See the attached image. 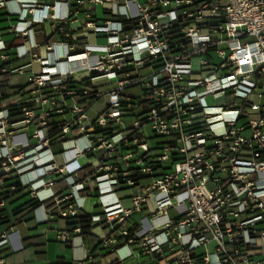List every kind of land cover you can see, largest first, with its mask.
<instances>
[{"label": "built area", "instance_id": "1", "mask_svg": "<svg viewBox=\"0 0 264 264\" xmlns=\"http://www.w3.org/2000/svg\"><path fill=\"white\" fill-rule=\"evenodd\" d=\"M14 1L30 15L17 33L41 25L61 40L17 48L41 69L19 116L0 111V184L27 191L61 242L83 234L56 221L96 194L91 229L106 233L92 249L81 242L80 264L122 247L134 264H264V0ZM79 74L87 83L68 88ZM55 142L70 159L57 161ZM13 234H0V264Z\"/></svg>", "mask_w": 264, "mask_h": 264}, {"label": "crops", "instance_id": "2", "mask_svg": "<svg viewBox=\"0 0 264 264\" xmlns=\"http://www.w3.org/2000/svg\"><path fill=\"white\" fill-rule=\"evenodd\" d=\"M4 3V7H0V42L5 46L0 54L6 55L5 61H0V111L3 109H20L32 100L34 94L29 85V77L32 74L40 72V64L31 62L30 57L19 58L16 51L18 47L23 49H31L33 45H42L47 42H59L61 36L58 33L48 35L47 28L41 25H32L25 31V35L17 33L15 26L17 22L21 28L25 21H29L30 15L27 10L22 9L14 0H0ZM24 21L20 18L24 17ZM19 28V29H20ZM31 29L32 31L30 32ZM33 32L35 34L33 35ZM64 47H59L56 52L64 54ZM35 53L39 52L34 49ZM31 65L25 69V73L18 74L12 71L15 68ZM85 76L76 75L74 80L80 81ZM96 110V109H95ZM31 129L27 131L30 134ZM79 146L86 144V139L77 141ZM68 145L53 143L52 150L56 154L57 161H66L71 158V153H62L63 149ZM80 162V161H79ZM81 163H85L81 160ZM14 180H4L0 184V200H5L6 206L0 209L2 218L0 219V234L9 232L13 234L14 251L3 258L4 264H80L84 258V250L81 242L86 247L92 249L98 243L100 235L93 227L91 235L82 238L72 236L67 242L56 240V230L49 228L46 224L40 223L45 216V210L34 206V201L30 200L27 191L20 188L12 190ZM65 183H58L53 187L54 191L64 189ZM69 193V190L65 191ZM122 192V191H120ZM117 195H119V193ZM89 198H96L92 200ZM124 198V197H121ZM78 204L82 205L81 213L87 215H100L102 213L99 206L100 200L96 194L89 195L83 200L75 197ZM124 203V202H123ZM93 205L95 210L90 212ZM80 216V211H79ZM56 229L59 231H70L72 228L68 226L67 219H58L56 221ZM91 227V224H90ZM89 230V232H90ZM104 234L106 230H103ZM132 249L122 247L115 254L101 252L98 258L99 263L108 264L109 262L120 258L123 264H134L137 257L130 255Z\"/></svg>", "mask_w": 264, "mask_h": 264}, {"label": "rangeland", "instance_id": "3", "mask_svg": "<svg viewBox=\"0 0 264 264\" xmlns=\"http://www.w3.org/2000/svg\"><path fill=\"white\" fill-rule=\"evenodd\" d=\"M80 20H82V15H80ZM104 43V40L103 39H98L97 40V44H103ZM101 82V80H99L98 81V83H100ZM110 87L108 86V87H101V91L102 92H106L108 89H109ZM133 92L134 93H136V94H138V95H140L141 94V91H140V89H134L133 90ZM229 102V98H226L225 100H214L212 97H208L207 98V102H208V104L209 105H220V104H222L223 102ZM105 102H106V98L103 96L102 98H100L95 104H94V106L92 107L93 109H96V110H98V111H101V109H103V107H104V105H105ZM89 114L93 117V118H95V113L92 111V110H89ZM131 121V119L130 118H127L126 119V122H130ZM148 130H147V136L148 137H150L151 135H152V133L150 132V130H149V128H147ZM154 143H155V140H153V139H150L149 140V144L150 145H154ZM91 161L94 163V164H96L97 163V161H98V157L96 156V157H94V158H91ZM63 183V182H62ZM128 194H129V191L128 190H126V191H122V192H120L119 193V195L121 196V197H126V196H128ZM89 199H92V200H97L96 198H89ZM93 205L94 204H92L91 205V207H90V212H93V211H95V210H98V208H96V209H94L93 208ZM124 205L125 206H128L129 204H128V201H124ZM95 230L96 231H98V234L100 235V236H102L104 233V231L101 229V228H99V226H97V227H95Z\"/></svg>", "mask_w": 264, "mask_h": 264}, {"label": "trees", "instance_id": "4", "mask_svg": "<svg viewBox=\"0 0 264 264\" xmlns=\"http://www.w3.org/2000/svg\"><path fill=\"white\" fill-rule=\"evenodd\" d=\"M87 83V80H84L83 82L80 81H73V80H69L67 82L68 88L74 89L76 91H80V87L83 86L84 84ZM12 116H19L20 114V109L16 108V109H11L9 110ZM90 215L84 214V215H80L77 216L75 218H69L67 219V224L68 226L71 227H80L82 230V234L84 236H89L90 235Z\"/></svg>", "mask_w": 264, "mask_h": 264}]
</instances>
